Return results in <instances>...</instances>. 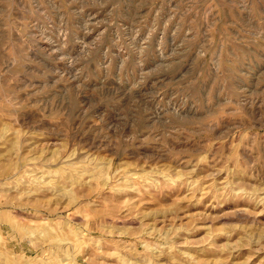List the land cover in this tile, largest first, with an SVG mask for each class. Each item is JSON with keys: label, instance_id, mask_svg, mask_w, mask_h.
I'll return each instance as SVG.
<instances>
[{"label": "rangeland", "instance_id": "374dc122", "mask_svg": "<svg viewBox=\"0 0 264 264\" xmlns=\"http://www.w3.org/2000/svg\"><path fill=\"white\" fill-rule=\"evenodd\" d=\"M0 264H264V0H0Z\"/></svg>", "mask_w": 264, "mask_h": 264}]
</instances>
